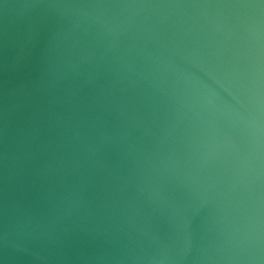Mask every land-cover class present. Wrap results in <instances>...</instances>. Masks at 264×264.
I'll list each match as a JSON object with an SVG mask.
<instances>
[{"label":"water","instance_id":"water-1","mask_svg":"<svg viewBox=\"0 0 264 264\" xmlns=\"http://www.w3.org/2000/svg\"><path fill=\"white\" fill-rule=\"evenodd\" d=\"M0 264H264V0H0Z\"/></svg>","mask_w":264,"mask_h":264}]
</instances>
